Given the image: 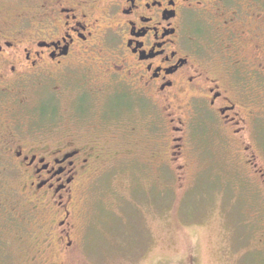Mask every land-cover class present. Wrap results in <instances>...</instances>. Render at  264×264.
<instances>
[{
  "label": "flooded vegetation",
  "instance_id": "obj_1",
  "mask_svg": "<svg viewBox=\"0 0 264 264\" xmlns=\"http://www.w3.org/2000/svg\"><path fill=\"white\" fill-rule=\"evenodd\" d=\"M212 1L25 0L24 16L7 17L0 11V162L4 159L6 170L23 177L20 185L27 191L13 189L12 194L19 196L17 203L28 204L25 222L40 228L49 223L47 234L66 254L76 247L71 221V207L79 197L76 186L107 153L104 140L125 149L140 140L149 150L150 163H156V157H162L158 133L163 107L169 117L170 162L188 146L187 133L201 120L213 118L226 141H244L246 117L251 116H243L227 95V81L205 69L210 57L202 52L205 45L196 25L221 17L214 49L231 68L224 67V78H232V71L244 65L241 60L246 61L249 34L264 38L261 26H251L253 13L259 20L264 14V0ZM235 22L241 26L237 31L232 28ZM223 23L227 32L220 28ZM107 36L115 46L105 51ZM254 46L251 63L263 59L264 48ZM256 70L255 76H264L263 70ZM30 82L33 91L42 89L47 98L42 94L32 104ZM183 93L185 107H190L187 120L174 117L184 108ZM43 101L50 106L41 113ZM64 101L70 105L62 112L67 123L54 129L57 104ZM241 148L239 160L246 167L253 162L254 171L261 172L250 147ZM125 155L135 160L139 154ZM156 167L161 171L167 166Z\"/></svg>",
  "mask_w": 264,
  "mask_h": 264
},
{
  "label": "rangeland",
  "instance_id": "obj_2",
  "mask_svg": "<svg viewBox=\"0 0 264 264\" xmlns=\"http://www.w3.org/2000/svg\"><path fill=\"white\" fill-rule=\"evenodd\" d=\"M26 9L25 0H0L4 16L21 17ZM255 14L251 26H261L264 32V14L260 20ZM221 21V17L199 20L196 33L205 45L203 54L210 57L205 69L210 74L215 71L220 81H227V95L243 116H251V120L246 117L244 141H226L213 118L201 120L187 133L188 146L170 162V130L165 121L169 117L163 107H159L162 125L158 133L162 157H156V163H150L149 150L140 140L128 149L114 140H104L107 153L76 186L79 197L71 207L76 244L72 254H66L64 246L47 234L49 223L40 228L25 222L30 212L23 209L28 204L17 203L19 196L12 192L27 191V187L20 185L23 177L18 171L19 175L6 170L8 163L2 159L0 264H264V76H255L256 69L264 72V52L261 61L253 58L249 62L255 44L264 48V38L258 40L256 33H250L244 42L246 61L241 60L248 65L232 71V78H224L231 68L224 63L223 53L214 49L213 40ZM239 24L235 22L232 28L239 30ZM220 28L227 32L228 26L223 23ZM112 38L107 36L105 51L114 48ZM30 84L32 89L35 84ZM41 91H28V100L36 104L42 94L47 98ZM181 95L184 108L179 107L174 117L187 120L185 112L190 107H185L186 94ZM48 105L49 101H43L39 111L44 113ZM57 105L54 129L67 123L62 112L70 110L67 101ZM246 144L261 172L254 171L253 162L246 167L239 160L241 147ZM123 154L139 155L133 160ZM158 165L167 167L160 171ZM49 221L53 225V220Z\"/></svg>",
  "mask_w": 264,
  "mask_h": 264
}]
</instances>
